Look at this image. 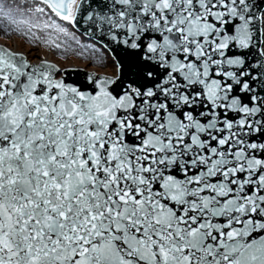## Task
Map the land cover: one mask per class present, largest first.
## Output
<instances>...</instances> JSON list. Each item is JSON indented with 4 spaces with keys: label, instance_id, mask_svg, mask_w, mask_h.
I'll return each mask as SVG.
<instances>
[{
    "label": "snow or ice",
    "instance_id": "6c2138e0",
    "mask_svg": "<svg viewBox=\"0 0 264 264\" xmlns=\"http://www.w3.org/2000/svg\"><path fill=\"white\" fill-rule=\"evenodd\" d=\"M0 264H264V0H0Z\"/></svg>",
    "mask_w": 264,
    "mask_h": 264
}]
</instances>
